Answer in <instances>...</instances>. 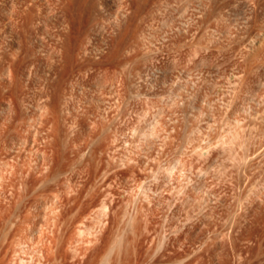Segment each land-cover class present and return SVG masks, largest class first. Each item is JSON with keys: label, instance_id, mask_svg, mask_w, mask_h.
Masks as SVG:
<instances>
[{"label": "rangeland", "instance_id": "rangeland-1", "mask_svg": "<svg viewBox=\"0 0 264 264\" xmlns=\"http://www.w3.org/2000/svg\"><path fill=\"white\" fill-rule=\"evenodd\" d=\"M81 2L0 0V264H264V0Z\"/></svg>", "mask_w": 264, "mask_h": 264}, {"label": "bare ground", "instance_id": "bare-ground-1", "mask_svg": "<svg viewBox=\"0 0 264 264\" xmlns=\"http://www.w3.org/2000/svg\"><path fill=\"white\" fill-rule=\"evenodd\" d=\"M86 1V0H85ZM80 2H81V0H80ZM82 3V2H81ZM84 3V2H83ZM54 252V251H53ZM51 255H53V256H55L56 255V253H55V255L53 254V253H50ZM47 255H49V254H47ZM52 256V257H53ZM57 256V255H56ZM49 257H51V256H49ZM48 256H47V258H49ZM55 258V257H54ZM50 260H52V259H50ZM49 262V261H48ZM51 262V261H50Z\"/></svg>", "mask_w": 264, "mask_h": 264}]
</instances>
